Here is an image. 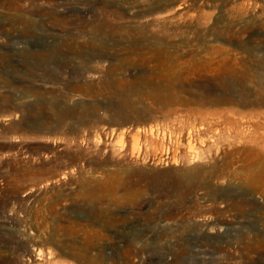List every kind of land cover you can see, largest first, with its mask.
Segmentation results:
<instances>
[{
  "label": "rangeland",
  "instance_id": "obj_1",
  "mask_svg": "<svg viewBox=\"0 0 264 264\" xmlns=\"http://www.w3.org/2000/svg\"><path fill=\"white\" fill-rule=\"evenodd\" d=\"M0 264H264V0H0Z\"/></svg>",
  "mask_w": 264,
  "mask_h": 264
},
{
  "label": "bare ground",
  "instance_id": "obj_2",
  "mask_svg": "<svg viewBox=\"0 0 264 264\" xmlns=\"http://www.w3.org/2000/svg\"><path fill=\"white\" fill-rule=\"evenodd\" d=\"M120 134H121L122 136H124V135H125V131H122Z\"/></svg>",
  "mask_w": 264,
  "mask_h": 264
}]
</instances>
